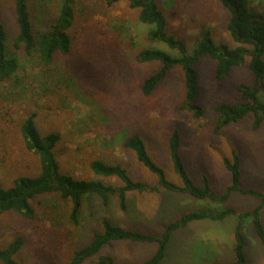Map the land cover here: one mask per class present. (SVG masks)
Masks as SVG:
<instances>
[{"label":"rangeland","instance_id":"1","mask_svg":"<svg viewBox=\"0 0 264 264\" xmlns=\"http://www.w3.org/2000/svg\"><path fill=\"white\" fill-rule=\"evenodd\" d=\"M15 0H0V14L8 33V47L19 59V69L7 81H0V181L13 185L22 175L40 171L38 155L30 151L21 127L32 114L43 135L59 132L55 152L61 171L76 179L97 178L91 162L100 159L120 164L136 180L149 185L158 182L156 174L125 147V139L135 133L145 140L155 161L164 168L170 181L181 184L169 155V138L175 128L182 137L180 147L192 179L200 184L206 174L218 193L231 183V172L224 157L237 152L241 161L242 184L264 193V122L253 129L254 114L240 122L217 129L216 105L240 100L239 83L252 84L254 74L250 56L233 67L222 80L216 78L217 61L203 56L196 63L200 94L196 104L202 114L183 109L185 75L180 65L170 68L153 93H142L145 79L161 67L158 60L139 62L137 55L148 48L165 49L160 41L150 40V25L140 22L139 10L122 0L112 5L107 0H76L75 20L70 28L72 50L58 53L52 64L27 55L14 46L17 34ZM61 0H32L35 33L47 30L54 22ZM168 18V30L184 40L189 49L205 38L204 32L218 42L238 45L228 29L229 12L219 0H159ZM264 13V0H249ZM260 98L264 101V93ZM121 185L117 178H102ZM259 198L233 192L225 203L199 199L165 188L150 192H128L127 208L111 195L106 203L97 195L85 197L79 223L70 219V202L55 194L34 200L33 219L17 213L0 215V247L17 236L23 246L19 264H69L75 250L90 242L102 230V220L144 233L161 235L165 227L182 214L206 207L233 206L252 210ZM264 225V208L261 211ZM238 216L224 220H194L172 232L166 255L160 264H231L235 260V227ZM246 239V264H264V242L251 218L243 220ZM158 248L157 242L113 241L102 253H110L114 264H142ZM97 257L83 264H94ZM2 264V262H0Z\"/></svg>","mask_w":264,"mask_h":264},{"label":"trees","instance_id":"2","mask_svg":"<svg viewBox=\"0 0 264 264\" xmlns=\"http://www.w3.org/2000/svg\"><path fill=\"white\" fill-rule=\"evenodd\" d=\"M76 0H61L57 16L47 30L35 33L32 22V0H15L17 34L14 46L22 47L27 55L35 54L44 64L54 62L58 53L67 55L72 50L70 28L75 20ZM122 0H107L112 5ZM131 8L139 10L138 19L151 28L148 31L150 40L160 41L171 51L159 48H148L139 52L137 60L147 62L158 60L161 67L148 76L142 84V93L148 96L154 92L170 68L180 65L185 75V102L183 109L194 111L195 115L202 114V107L196 104L200 94V74L196 67L203 56H209L217 61L216 78L224 79L233 67L242 65L250 56V68L254 74L252 84L239 83L237 90L240 100L234 103L216 105L217 129L240 122L247 114L253 113V129H259L264 122V101L260 94L264 93V13L251 6L249 0H219L229 12L227 29L232 39L238 43L232 47L226 42H218L208 32L189 49L187 43L171 34L168 30V18L159 0H125ZM8 33L0 14V81L10 80L19 69V59L10 53ZM21 132L26 146L38 155L40 171L35 175H22L15 179L13 185L5 187L0 181V215L17 213L25 218L33 219L36 215L34 200L55 194L70 202V219L78 224L81 209L86 196L97 195L106 203L111 195L119 197L122 209L127 208L128 192L158 191L165 188L178 193L189 194L199 199H210L215 202H227L233 192L252 195L259 198V203L249 211H239L233 206L214 209L211 207L192 210L182 214L177 220L169 223L161 235H153L115 224L108 218L102 220V230L94 234L89 243L75 250L69 264H83L86 260L97 257L94 264H114L110 253H102L105 246L113 241L130 240L135 242H157L158 248L154 254L142 264H160L166 255L168 242L172 232L187 226L194 220L210 219L224 220L230 215H236L239 221L235 227V260L231 264H246L248 256L245 250L246 239L243 233V220L251 218L252 223L264 242V225L261 211L264 208V193L242 184L241 157L233 152L232 157H224V164L231 172V183L225 191L218 193L204 174L201 183H196L187 171L180 152L182 137L179 129L175 128L170 135L168 148L176 172L182 179L181 184L170 181L162 166L151 153L143 137L138 134L128 136L124 145L131 149L138 160L151 172L157 175L158 182L149 185L134 179L127 169L120 164H109L95 159L90 166L97 178L76 179L61 171L55 148L61 139L59 132L43 135L39 130L35 115H30L22 124ZM102 178H117L121 185L106 183ZM23 237L17 236L5 247H0V262L2 264H19L17 255L23 246Z\"/></svg>","mask_w":264,"mask_h":264}]
</instances>
